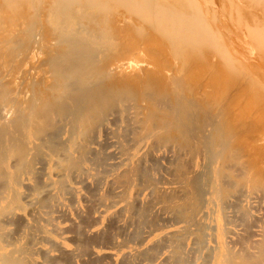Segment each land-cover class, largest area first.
<instances>
[{"label":"bare ground","instance_id":"6f19581e","mask_svg":"<svg viewBox=\"0 0 264 264\" xmlns=\"http://www.w3.org/2000/svg\"><path fill=\"white\" fill-rule=\"evenodd\" d=\"M198 1L0 0V264H264V169L227 95L183 80L231 61ZM245 1L264 48V0ZM119 8L184 65L104 66Z\"/></svg>","mask_w":264,"mask_h":264},{"label":"rangeland","instance_id":"374dc122","mask_svg":"<svg viewBox=\"0 0 264 264\" xmlns=\"http://www.w3.org/2000/svg\"><path fill=\"white\" fill-rule=\"evenodd\" d=\"M198 2L200 4L201 0H199ZM205 2L208 3L207 6H208L210 12L212 11L210 17L211 18L213 17L212 18V24H213L214 32L216 34L219 31L222 33V36H220L219 41H220V43H222L224 45V49L225 50L227 49L226 51L228 52V54H230V56H231L230 62L231 63L229 62L230 66H229V64H226L229 67H225L226 65L224 66L225 61L223 60L224 59L223 57L217 56L215 58V57H211L210 54L209 55L206 54L205 56H207V58L204 56V59H203L204 62L203 63H205V61H206L207 66H208V62H207V60H205V59H208L209 62H212L213 64H215V66L213 65L214 67H211V68L206 67V63L204 65L202 63L203 66H201L200 63L198 64V62L195 61V64L197 63L198 65H200L202 67V69H204V72H203V74L205 73L204 74L205 75L204 82H203L202 76H201L202 80L199 78L200 75H199V71L197 70V68H200V67L198 65H196L197 68L195 66L193 67V65H190L192 71L193 70L194 71L192 73H189L188 75H186V73H188L191 70L189 68L188 71L185 73V75H184L185 77H183V80H185L187 83L191 84L193 82V80L196 79L195 82L198 80L201 83L200 85H203V83H204L203 87H201V88H207L208 89L211 85L209 90L211 92H212V90H214L216 93L218 92L217 95H214V92H213V96H216V97H213L211 95L212 99L210 98L211 101L214 102L215 104H218V103L220 104V101H221L223 94H226L228 96V101H226V99H227V96H226L225 104L223 105V108H224L223 110L224 111L226 110L225 113L227 114V112H228V114L226 115L227 117L225 119L226 122H228V126H227V123L224 121L225 122L224 123V125H225L224 129H226L225 130L226 132H231V133H233L234 131H236L238 129L240 131H243L241 133H245V135H247V136L245 138V137H242V136H244V134L240 135V138H239L240 145L243 148L245 146L244 149L247 151L249 150L251 152V155L253 156V158L255 160H257L258 162H260L259 167L261 169H264V52L261 51V50H264V48L259 43H257L255 40L253 41V39H251L250 37H247L248 35L246 36L247 33L245 32L246 28L245 29L243 28V26H245L247 24L250 27L253 26L254 23H252L253 22L252 20L255 19V18H253V17H255V15L249 9V3H247V1H245V0L235 1L234 6H235L236 11L234 9H232V7L234 8V6H233V4H231V0H229V1L228 0H216V1L210 0V2H208V0H202V3H201L202 5H200V6H202V8L207 9L205 7ZM236 3H238V4H236ZM203 4H204V7H203ZM246 6H248V7H246ZM238 8H239V10L241 8L242 11L240 10V12H239ZM117 10L118 11L113 14V16H114L113 17V21H114L113 24L115 26L113 32H115V33L117 32L114 35V37L117 35L116 36L117 41H116L115 46L108 51L110 53L107 52L105 54L106 57H103L104 61H101V62L102 63L105 62V63H103L104 66L106 65L107 62H108V64L111 63L112 59L119 60L120 62L126 61V60H127L126 62L132 61V64H130L127 67L122 68V72L124 71L123 73L127 74V75H131L133 73L139 74L141 72L144 75L145 74L144 70L143 71L141 70L144 67H141L140 65L145 62V64L147 66L149 65L148 66L149 68L145 67L144 69L149 70L151 68L150 70L155 71V73L156 74L158 73V75L160 72L159 76L165 77L166 71H170L172 68L173 69L174 68H180V66L184 65L183 62L185 63V61H182V60H184V58H186L188 56L187 52L184 53L183 57L178 58L176 56L177 58H175L176 54L173 53V50H171L172 54L169 53L170 51L168 49H171V48H169V46H167L168 43L166 42V40H164L163 37L158 35L157 32L155 33L154 30L150 31L151 28L148 26L147 23L143 22L138 16H137L138 17L137 18L136 15H134L132 13H128V11L125 9L119 8ZM241 14H242V16H241ZM122 16H123L124 21L127 20L126 21L127 25H126V23L124 24V22L122 23V19H120V18H122ZM238 18H240V19L238 20ZM243 20H245V22H244L245 25H243ZM131 23H133V24H131ZM130 24H131V26H129ZM138 25H140V28L142 27L141 29L143 32L138 31L137 34L141 33V36L137 35V34H136L137 36H134L137 29H140ZM220 25H221V27H220ZM248 25L246 27H248ZM135 26H137V27H135ZM115 28H116V30H115ZM120 28H122L121 31H120ZM124 28H125V30H124ZM134 28L136 31H134ZM126 29H129V30H126ZM237 29L238 30L240 29V30L238 31ZM131 31H132V33H131ZM220 32H219V34H221ZM129 34H130V36H129ZM219 34H217V35H219ZM119 36H121V37H119ZM138 36H139V38H137ZM134 37H136V38H134ZM132 38H133V40H132ZM140 40H143V41H141L142 44H141V42H139ZM139 43H140V45H139ZM256 44H258L259 47ZM113 49H115L114 54L112 53ZM146 49H148L149 51ZM152 50H153V52L151 53ZM120 56H121V58H120ZM107 58L110 60V62L108 61ZM174 58H175V61H177L176 63L173 60ZM113 61L114 60H112V62ZM193 62H194V60H193ZM232 63L236 67L231 65ZM137 64L140 66L139 68H136L138 66ZM103 65H101V66H103ZM231 66H232V68H231ZM165 68H167V69H165ZM195 68H196V72H195ZM213 68H214V70H212ZM233 68L236 69L235 70L236 73L234 72ZM202 69L201 70L199 69V70L202 72ZM210 70H211V73H210ZM231 70H233V71H231ZM206 71L208 73H210L209 76H206V74H208V73H206ZM230 71H231V73H230ZM141 73H140V75H141ZM194 73H196L198 75H196ZM191 74H193L194 77L191 76ZM189 75L191 77H189ZM192 77L194 79H192ZM189 79L191 81H189ZM208 82L212 83V84L209 85ZM205 83H207V84H205ZM193 84L199 85L198 82L192 83V85ZM217 86H218V88H217ZM217 97L218 98L220 97L219 98L220 100L217 99ZM213 98H215L216 100ZM226 104H227V107H226ZM232 111H233V113H232ZM227 119H229V120H227ZM242 123H243V125H242ZM232 130H233V132H232ZM251 138L253 140L249 141V140H251ZM254 138L256 139V141L258 139L261 141L259 142V140H258L257 141L258 143H257L254 140ZM247 139H249V140H247ZM245 141H246V143H245ZM67 243H68V245L71 244L70 242H67Z\"/></svg>","mask_w":264,"mask_h":264}]
</instances>
